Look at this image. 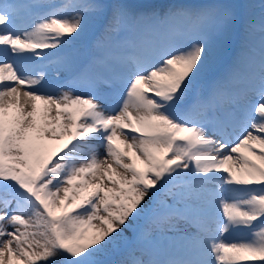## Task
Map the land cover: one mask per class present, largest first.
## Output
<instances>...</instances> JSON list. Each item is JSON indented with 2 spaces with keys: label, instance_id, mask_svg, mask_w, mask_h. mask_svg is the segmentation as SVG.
<instances>
[{
  "label": "snow or ice",
  "instance_id": "obj_1",
  "mask_svg": "<svg viewBox=\"0 0 264 264\" xmlns=\"http://www.w3.org/2000/svg\"><path fill=\"white\" fill-rule=\"evenodd\" d=\"M0 264H264V2L0 0Z\"/></svg>",
  "mask_w": 264,
  "mask_h": 264
},
{
  "label": "rangeland",
  "instance_id": "obj_2",
  "mask_svg": "<svg viewBox=\"0 0 264 264\" xmlns=\"http://www.w3.org/2000/svg\"><path fill=\"white\" fill-rule=\"evenodd\" d=\"M249 2L254 6V8L256 10L257 7H259L260 4L262 2H264V0H249ZM256 12H257V10H256ZM257 14H259V13L257 12ZM118 254H120V249L119 248H115L113 250H110L108 253L101 254L100 258L102 260H111V258L115 256L114 259H117L119 257Z\"/></svg>",
  "mask_w": 264,
  "mask_h": 264
},
{
  "label": "bare ground",
  "instance_id": "obj_3",
  "mask_svg": "<svg viewBox=\"0 0 264 264\" xmlns=\"http://www.w3.org/2000/svg\"><path fill=\"white\" fill-rule=\"evenodd\" d=\"M160 1L163 2V0H160ZM57 2H59V0H57ZM259 10H260V6H259ZM49 77H50V76H49ZM81 92H82L83 94H85L84 90H81ZM100 151H103V149H100ZM136 164H137V167H139V168H143V164H142L141 161L137 160Z\"/></svg>",
  "mask_w": 264,
  "mask_h": 264
}]
</instances>
